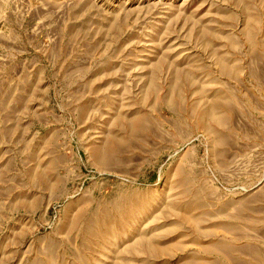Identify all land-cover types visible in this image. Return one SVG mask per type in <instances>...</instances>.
<instances>
[{"label": "rangeland", "instance_id": "1", "mask_svg": "<svg viewBox=\"0 0 264 264\" xmlns=\"http://www.w3.org/2000/svg\"><path fill=\"white\" fill-rule=\"evenodd\" d=\"M0 264H264V0H0Z\"/></svg>", "mask_w": 264, "mask_h": 264}]
</instances>
